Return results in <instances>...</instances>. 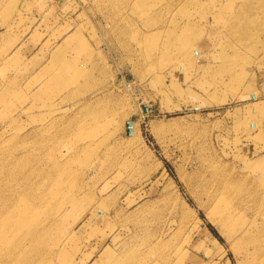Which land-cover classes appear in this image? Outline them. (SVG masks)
I'll use <instances>...</instances> for the list:
<instances>
[{"label":"rangeland","instance_id":"374dc122","mask_svg":"<svg viewBox=\"0 0 264 264\" xmlns=\"http://www.w3.org/2000/svg\"><path fill=\"white\" fill-rule=\"evenodd\" d=\"M216 172L264 201V0H0V264H264Z\"/></svg>","mask_w":264,"mask_h":264},{"label":"bare ground","instance_id":"6f19581e","mask_svg":"<svg viewBox=\"0 0 264 264\" xmlns=\"http://www.w3.org/2000/svg\"><path fill=\"white\" fill-rule=\"evenodd\" d=\"M201 189L203 196L211 204L214 214L226 227L235 229L238 226L249 205L247 199H245L246 197H248V200H253L252 207L257 210V213L264 216V201H261L255 192H249L241 185L228 179L226 175L216 172L209 183L204 184V186L201 185ZM255 247L261 250L257 256L262 259V244H256ZM20 251H22L21 245L16 246L15 251L10 255L8 254L6 258L16 259L18 256L15 254Z\"/></svg>","mask_w":264,"mask_h":264},{"label":"water","instance_id":"95a60500","mask_svg":"<svg viewBox=\"0 0 264 264\" xmlns=\"http://www.w3.org/2000/svg\"><path fill=\"white\" fill-rule=\"evenodd\" d=\"M132 123L127 124V129H128V135L130 136L132 134Z\"/></svg>","mask_w":264,"mask_h":264},{"label":"crops","instance_id":"0c3cea01","mask_svg":"<svg viewBox=\"0 0 264 264\" xmlns=\"http://www.w3.org/2000/svg\"><path fill=\"white\" fill-rule=\"evenodd\" d=\"M253 99H255V98L253 97Z\"/></svg>","mask_w":264,"mask_h":264}]
</instances>
